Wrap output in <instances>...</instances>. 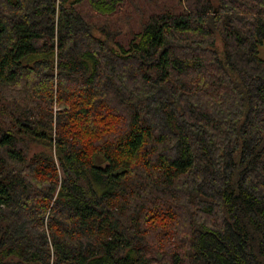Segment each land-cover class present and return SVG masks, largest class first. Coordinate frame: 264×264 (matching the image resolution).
<instances>
[{
    "label": "trees",
    "instance_id": "1",
    "mask_svg": "<svg viewBox=\"0 0 264 264\" xmlns=\"http://www.w3.org/2000/svg\"><path fill=\"white\" fill-rule=\"evenodd\" d=\"M264 0H0V264H264Z\"/></svg>",
    "mask_w": 264,
    "mask_h": 264
},
{
    "label": "rangeland",
    "instance_id": "2",
    "mask_svg": "<svg viewBox=\"0 0 264 264\" xmlns=\"http://www.w3.org/2000/svg\"><path fill=\"white\" fill-rule=\"evenodd\" d=\"M259 55L262 59H264V44L259 47Z\"/></svg>",
    "mask_w": 264,
    "mask_h": 264
}]
</instances>
